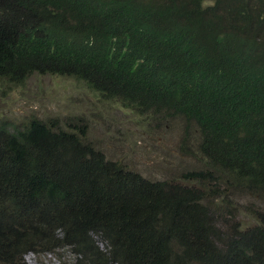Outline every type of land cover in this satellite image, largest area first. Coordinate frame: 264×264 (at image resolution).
Returning <instances> with one entry per match:
<instances>
[{
	"label": "trees",
	"instance_id": "1",
	"mask_svg": "<svg viewBox=\"0 0 264 264\" xmlns=\"http://www.w3.org/2000/svg\"><path fill=\"white\" fill-rule=\"evenodd\" d=\"M34 73L179 117L205 167L151 180L80 128L1 122L0 264H264V209L230 198L264 197V0H0V82Z\"/></svg>",
	"mask_w": 264,
	"mask_h": 264
},
{
	"label": "rangeland",
	"instance_id": "2",
	"mask_svg": "<svg viewBox=\"0 0 264 264\" xmlns=\"http://www.w3.org/2000/svg\"><path fill=\"white\" fill-rule=\"evenodd\" d=\"M30 118L76 133L79 128L84 130L85 140L108 159L151 180L178 182L184 180L183 173L205 167L197 152L194 126L185 138L179 117L140 113L70 76L34 73L21 83L0 82V123L18 126ZM232 197L239 210L232 218L238 219L240 225L254 223V210L264 209V197L245 188L234 190ZM25 260L28 264H74L67 249L57 256L28 253Z\"/></svg>",
	"mask_w": 264,
	"mask_h": 264
}]
</instances>
